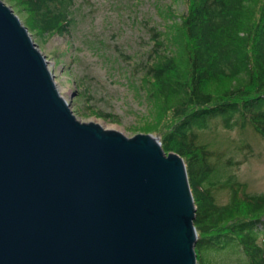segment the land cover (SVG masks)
I'll return each mask as SVG.
<instances>
[{"label":"water","instance_id":"95a60500","mask_svg":"<svg viewBox=\"0 0 264 264\" xmlns=\"http://www.w3.org/2000/svg\"><path fill=\"white\" fill-rule=\"evenodd\" d=\"M184 160L81 122L0 0V264H197Z\"/></svg>","mask_w":264,"mask_h":264},{"label":"trees","instance_id":"16d2710c","mask_svg":"<svg viewBox=\"0 0 264 264\" xmlns=\"http://www.w3.org/2000/svg\"><path fill=\"white\" fill-rule=\"evenodd\" d=\"M8 2L30 35L70 36L75 0ZM166 13L171 18L151 29L146 59L134 67L152 109L144 131L185 162L196 206L197 264H227L209 259L219 252H242L246 264H264V194L229 181L227 204H215L203 186L209 153L198 135L218 119L226 130L249 126L264 140V0H186L184 13Z\"/></svg>","mask_w":264,"mask_h":264},{"label":"rangeland","instance_id":"374dc122","mask_svg":"<svg viewBox=\"0 0 264 264\" xmlns=\"http://www.w3.org/2000/svg\"><path fill=\"white\" fill-rule=\"evenodd\" d=\"M1 1L25 27L14 4ZM169 9L184 13L186 0H75L69 37L43 41L30 35L78 120L104 125L129 138L155 136L144 131L152 122V109L139 89L134 67L146 59L151 29L161 30L171 18ZM198 135L209 153L210 175L203 186L215 204H227L229 181L246 185L251 195L264 194V140L251 127L226 130L216 119ZM239 254L208 253V257L212 262L220 258L227 264H246L243 253Z\"/></svg>","mask_w":264,"mask_h":264},{"label":"bare ground","instance_id":"6f19581e","mask_svg":"<svg viewBox=\"0 0 264 264\" xmlns=\"http://www.w3.org/2000/svg\"><path fill=\"white\" fill-rule=\"evenodd\" d=\"M101 128L104 130V131H111L109 129H107V127H105L104 125H101ZM188 174V173H187Z\"/></svg>","mask_w":264,"mask_h":264}]
</instances>
